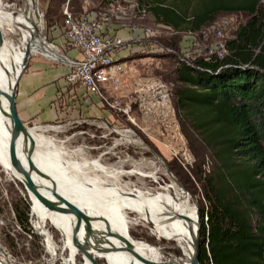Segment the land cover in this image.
Returning <instances> with one entry per match:
<instances>
[{
    "label": "rangeland",
    "instance_id": "rangeland-1",
    "mask_svg": "<svg viewBox=\"0 0 264 264\" xmlns=\"http://www.w3.org/2000/svg\"><path fill=\"white\" fill-rule=\"evenodd\" d=\"M51 1L0 0L2 11L13 14L12 22L9 25L2 24L1 29L6 43L15 56L22 51L21 43L25 35V31L20 26V24L23 25L21 21L30 18V23L34 22L37 27L36 35L42 34V37L37 38L41 45L34 49L32 59L40 58L54 65H62L45 57L49 55L46 52L47 49L50 50L51 44L55 43L61 34L65 21L63 18L61 25H51L48 18ZM67 1L63 6L67 4ZM112 1H115L114 4L123 5L117 0H110L109 3ZM34 4L36 9L33 7ZM108 6L104 0H71L70 3L72 9L75 7L76 10H82L83 7L90 12L95 10L104 12ZM63 13L62 11L64 17ZM248 19L246 15L222 14L216 18L215 22L200 31L176 32L166 27L167 32L158 37V42L164 47H171L177 53H179V44L187 49L193 42L195 49L199 50L196 57L210 59L216 56L223 59L229 54L228 43L235 39L239 26L246 23ZM137 22L138 20H135V23ZM142 24L154 29L165 27L158 24L151 14L142 19ZM169 32L171 36L168 35ZM150 56L130 60L122 91L125 105L135 98L138 92L139 95L142 93L144 106L133 105L134 113L130 117L114 115V113L111 115V123L96 131H85L69 125L36 132V139L44 140L53 151L48 152L41 148L38 155H44L49 167H55L59 163L65 164L67 167L65 174L72 179L84 176L89 180H107L113 185H119L130 191L151 192L157 199L164 196L169 199L172 195L166 192L180 188L192 197L193 203L197 206L201 228V208L203 205L207 206L203 177H205L204 173L214 171V160L202 138L193 132L182 117L183 114L175 109L173 94L176 88L173 83L170 92L171 100L168 105L164 102L163 93L170 86L167 80L176 67L175 64L182 62V56L175 55L177 62L173 58ZM189 57V62L192 63L195 56L191 54ZM96 162L107 172L121 173L109 177L89 168H84L82 174L76 170V167H82L86 163L90 165ZM76 186V184H69L64 187L71 199L76 198L80 202L81 199H88L103 203L102 199L98 197L95 199ZM19 200L23 202L22 206L28 209L30 233L23 231L17 221L13 203ZM37 202L33 195L27 193L24 185L15 180L12 172L7 170L0 160V258H5L8 264H92L88 257L85 258L83 254L70 246V240L67 244L53 229L54 225L62 227L60 219L47 217L45 222L46 233L49 230L53 236L52 239L49 234L53 243L48 248L51 254L47 252L45 238L42 236V231L37 228L41 216V207L37 205ZM126 214L134 222L128 232L129 236L136 243H147V245L150 244L149 248H154H152L153 251L147 252L149 260L155 262L153 252L161 253L165 249L171 253L174 250V246L170 245L172 243L157 236L153 225L137 221L139 218L134 213L126 211ZM66 227L68 226L64 228ZM85 248L92 251L91 253L98 259H102L103 264H115L117 261L110 252V255L104 256L93 247L85 246ZM70 253L75 255L72 260ZM130 262L134 263V261Z\"/></svg>",
    "mask_w": 264,
    "mask_h": 264
},
{
    "label": "trees",
    "instance_id": "trees-1",
    "mask_svg": "<svg viewBox=\"0 0 264 264\" xmlns=\"http://www.w3.org/2000/svg\"><path fill=\"white\" fill-rule=\"evenodd\" d=\"M65 2L49 3L51 25L63 23ZM139 4L146 16L153 15L158 24L176 32L200 31L222 14L249 17L228 43L227 56L199 57L192 66L178 62L167 81L176 88L175 109L214 160V171L203 177L207 206L200 212V263L264 264V0H140ZM74 8L75 13L82 11ZM152 56L176 61L174 55ZM22 204L13 203L14 212L22 230L30 233L28 209Z\"/></svg>",
    "mask_w": 264,
    "mask_h": 264
},
{
    "label": "bare ground",
    "instance_id": "bare-ground-1",
    "mask_svg": "<svg viewBox=\"0 0 264 264\" xmlns=\"http://www.w3.org/2000/svg\"><path fill=\"white\" fill-rule=\"evenodd\" d=\"M33 7L36 9L35 4ZM11 15L13 14L3 11V15L0 19V27L2 24L9 25L12 22ZM29 19L30 18H27L28 21L26 19V21H21L23 25L20 24L22 30L25 31V35L21 43V53L15 56L7 43L3 48V53L0 57V86L3 89H7L8 84L15 80L23 70L24 56L27 47L31 44V50L34 51L35 48L41 45V42L38 41L36 35L37 27L34 22H32V25ZM30 31L32 32L30 33ZM49 48L50 50L47 49L46 51L49 55L46 56L50 59L59 61L60 57L58 55V50H56L52 44ZM33 53H35V51ZM3 107L7 108L5 102L3 103ZM9 139L10 121L3 116L0 109V160L5 168L12 172L8 155ZM38 141L42 145L41 148L43 150H47L48 152L52 151V148L48 145V143H45L44 140ZM53 149L55 148L53 147ZM43 156L44 155H40L37 158V163H39L55 177V179L63 187V193L69 198L70 196L67 194L64 187L69 184H76V187H78L81 191L91 194L94 198L98 197L103 200V203L94 202L88 199H81L80 202L76 200V198H70L82 207L86 208L89 212L107 218L111 223V232L109 234L104 230V226L102 224H83L78 234L80 243L85 246L93 247L96 251H100L104 256L106 254L110 255L111 253L112 256L116 258L115 260H117L115 264H141L132 254L125 253L126 256H124V258L115 254V250L125 248L128 245L127 241L130 238L128 232L130 231L131 225L134 224V222L127 217L126 211H128L138 216L139 219L137 221L153 225L157 236L161 239L169 241L172 243L170 245L174 246V250L171 253L167 252L165 249H163L161 253L160 251L158 253L153 252L155 254L154 257L156 263L192 264L196 250V241L198 238L200 222L198 217V208L193 203L192 197L189 194L185 193L180 188H174L175 190H168V192H166L172 195L171 198L167 199L164 196L157 199L153 197L151 192H145L142 190L130 191L119 185H113L107 180H89L88 178H84V176L83 178L72 179L67 176L68 174H65L67 170L65 164L59 163L55 165V167H49ZM68 165L71 166V164ZM84 168L99 171L109 177L113 175L116 176L117 173H121L107 172L106 169L101 168L98 162L90 165L86 163L85 165H82V167H76V170L82 174ZM134 194H136V196H134ZM103 198H105V200ZM34 200H36L35 197ZM37 205L41 207L40 222L37 224V228L42 231V236L47 239L49 245L53 243L49 234H51L52 239L53 236L49 230H47V233L45 231V222L48 218L60 219V222L62 220L61 228L56 225H54V227L64 231L68 241H72L75 228V223L72 217L62 214H49V212L39 202H37ZM65 226L68 227L64 228ZM67 229H69V231H67ZM66 243L68 244V242ZM135 248L141 256L147 259H149L147 252H151L154 249L153 247L149 248L148 245L144 243H136ZM129 260L134 261V263Z\"/></svg>",
    "mask_w": 264,
    "mask_h": 264
},
{
    "label": "built area",
    "instance_id": "built-area-1",
    "mask_svg": "<svg viewBox=\"0 0 264 264\" xmlns=\"http://www.w3.org/2000/svg\"><path fill=\"white\" fill-rule=\"evenodd\" d=\"M117 1H121L123 5L114 4L115 1H112L108 3L109 6L104 12L103 10L90 12L82 7L81 12L75 13L70 7L69 0L64 7L65 21L60 38L65 47L82 54L80 61L64 57V63L70 68L67 76L68 83L87 89L116 115L130 117L134 113L133 105L144 106L142 89H140L141 95L136 92V97L127 105L123 101L122 91L131 58L139 54H171L182 56V63L192 66V63L199 58L196 57L199 50L195 49L193 42L187 49L179 44V53L171 47L162 46L158 42V37L167 32V26L158 29L149 28L142 24V19L146 17V9L140 7L139 1ZM135 20L138 22L135 23ZM168 35L171 36V33L169 32ZM191 54L195 56L192 63L189 62ZM171 90L170 85L163 93L164 102L167 105L171 100ZM31 216L34 219V216ZM33 227L37 230L35 225ZM45 245L47 252L51 254L48 251L49 243L46 238ZM0 264H8V262L5 258H0Z\"/></svg>",
    "mask_w": 264,
    "mask_h": 264
},
{
    "label": "water",
    "instance_id": "water-1",
    "mask_svg": "<svg viewBox=\"0 0 264 264\" xmlns=\"http://www.w3.org/2000/svg\"><path fill=\"white\" fill-rule=\"evenodd\" d=\"M2 15L3 11L0 6V19ZM41 35L42 34L38 33L37 38L42 37ZM5 45L6 40L3 35V31L0 27V57L3 53V48L5 47ZM31 47V44L27 47L24 56L23 70L21 71L20 75L8 84L7 89H3L0 86V109L3 113V116L10 121V139L8 155L12 168V175L15 180L19 181L24 185L27 193L33 195V197H35L36 200L47 211L56 215L62 214L72 217L75 223V228L73 233V240L71 241V246L77 251H79V253L83 254L85 258L88 257L92 264H103L104 261L102 259H98L93 253H91L92 251L86 249L85 245L80 243L78 239V234L83 224L92 223L102 224L104 226V230L109 234L111 232L110 221L107 218L102 217L101 215H96L89 212L86 208L71 200L67 195L63 193L62 186L55 179V177L48 170H46L39 163H37V158L39 157L38 153L42 145L35 138L31 129L21 120L18 114V85L22 75L24 74L27 66L29 65L31 59L34 56ZM4 102L6 103L7 108L3 107ZM53 229L61 235L63 241L68 242V238L64 231L56 227H53ZM200 231L201 228H199L198 238L196 241V250L192 264H201ZM127 243V247L115 250V254H118L119 256L124 258V256H126L125 253H129L132 254L135 259L141 264H158L152 260L141 256L136 251V241H134L131 237L128 239ZM73 258H75V255H73V253H70V259L72 260Z\"/></svg>",
    "mask_w": 264,
    "mask_h": 264
},
{
    "label": "crops",
    "instance_id": "crops-1",
    "mask_svg": "<svg viewBox=\"0 0 264 264\" xmlns=\"http://www.w3.org/2000/svg\"><path fill=\"white\" fill-rule=\"evenodd\" d=\"M52 46L58 50L60 57L59 61H53L62 65L34 58L20 79L17 110L21 120L31 129L34 136L36 132L69 125L85 131L105 128L111 123V115L114 113L87 89L73 86L67 81L70 68L64 63V57L80 61L82 54L65 47L60 34Z\"/></svg>",
    "mask_w": 264,
    "mask_h": 264
},
{
    "label": "flooded vegetation",
    "instance_id": "flooded-vegetation-1",
    "mask_svg": "<svg viewBox=\"0 0 264 264\" xmlns=\"http://www.w3.org/2000/svg\"><path fill=\"white\" fill-rule=\"evenodd\" d=\"M31 6V5H30Z\"/></svg>",
    "mask_w": 264,
    "mask_h": 264
}]
</instances>
